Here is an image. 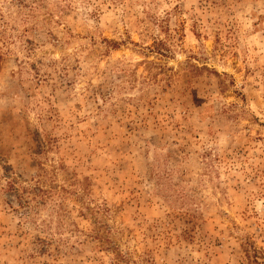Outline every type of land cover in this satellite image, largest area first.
I'll return each mask as SVG.
<instances>
[{
    "label": "rangeland",
    "instance_id": "rangeland-1",
    "mask_svg": "<svg viewBox=\"0 0 264 264\" xmlns=\"http://www.w3.org/2000/svg\"><path fill=\"white\" fill-rule=\"evenodd\" d=\"M0 264H264V0H0Z\"/></svg>",
    "mask_w": 264,
    "mask_h": 264
}]
</instances>
